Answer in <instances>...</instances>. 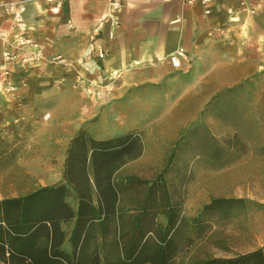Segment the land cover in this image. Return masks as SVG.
Returning <instances> with one entry per match:
<instances>
[{
    "label": "crops",
    "instance_id": "1",
    "mask_svg": "<svg viewBox=\"0 0 264 264\" xmlns=\"http://www.w3.org/2000/svg\"><path fill=\"white\" fill-rule=\"evenodd\" d=\"M11 3L23 8L28 34L39 42L45 60L32 67L10 66L8 74L0 73V132L35 112L30 102L40 92L36 85L27 89L31 77L60 72L65 77V108L57 110L64 112L61 126L66 134L57 163L43 170L35 160L30 169L35 176L40 173L35 187L0 199L63 183L65 150L79 129L95 139L138 133L141 153L125 161L114 178L123 182L133 178L134 183L127 185L133 199L150 192L156 200L170 197L168 181L175 176L186 181L200 172V164L187 163L189 150L209 149L204 156L209 166L219 163L218 151L227 158L226 139L234 130L218 136L212 126L218 117L228 116L225 109L234 94L244 100L264 98V0H210L209 13L199 1L186 0H119L118 8L110 0H0V31L13 25L12 15L4 11ZM95 27L102 58L87 48L88 34ZM2 46L0 42V63ZM179 47L186 59L173 68L169 56ZM53 56L58 57L46 61ZM251 83L257 86L254 90L241 88ZM9 84L16 86V93ZM14 147L15 143L0 140V149ZM196 153L201 156V151ZM18 159L3 152L0 172L8 171ZM67 202L77 208L74 193ZM153 202L154 220L163 215V227L168 206ZM71 226H66L65 250L70 249Z\"/></svg>",
    "mask_w": 264,
    "mask_h": 264
},
{
    "label": "trees",
    "instance_id": "2",
    "mask_svg": "<svg viewBox=\"0 0 264 264\" xmlns=\"http://www.w3.org/2000/svg\"><path fill=\"white\" fill-rule=\"evenodd\" d=\"M141 150L136 132L95 139L79 129L65 150L63 183L0 199V264H175L176 233L187 218L167 199L166 224L159 226L151 192L131 199L127 185L133 178H114ZM3 152L15 156L13 148L0 149V157ZM72 193L76 209L67 202ZM213 203H206L192 222ZM69 223L70 249L65 250ZM187 264H264V248Z\"/></svg>",
    "mask_w": 264,
    "mask_h": 264
},
{
    "label": "rangeland",
    "instance_id": "3",
    "mask_svg": "<svg viewBox=\"0 0 264 264\" xmlns=\"http://www.w3.org/2000/svg\"><path fill=\"white\" fill-rule=\"evenodd\" d=\"M56 73L59 75L31 77L27 89L33 90L36 85V91L40 92V97L30 102L35 112L11 124L10 130L0 132V140L15 143V157L19 158L8 171L0 172V195L17 194L35 187L40 176L30 170L37 164L35 160L47 170L61 156V142L66 133L65 127L61 126L64 112L57 109L65 108L66 85L64 73ZM241 86L246 90L257 87L252 83ZM8 87L16 93V86L9 84ZM225 111L228 116L218 117L212 128L217 129L214 132L218 136L226 129L234 130L233 136L226 139L227 158L223 150L222 155L218 151L219 163L209 166L204 163L205 152L209 149L189 150L187 163L200 164V172H193L186 181L173 177L167 184L170 197L153 198L155 202L165 204L169 199L179 214L187 218L176 233L175 264L209 257H231L264 244V98L244 100L241 94H234ZM227 135L231 134L228 132ZM218 142L221 144V138ZM198 151L201 156L196 153ZM226 160L227 165L224 164ZM19 161H25L26 165H20ZM212 201L213 205L196 220V224L192 222L189 215L196 216L201 207ZM183 209L185 212L181 213ZM156 223L162 227L164 216L157 214Z\"/></svg>",
    "mask_w": 264,
    "mask_h": 264
},
{
    "label": "built area",
    "instance_id": "4",
    "mask_svg": "<svg viewBox=\"0 0 264 264\" xmlns=\"http://www.w3.org/2000/svg\"><path fill=\"white\" fill-rule=\"evenodd\" d=\"M52 2L53 0H46ZM187 2L199 1L204 7V12L209 13L207 7L210 0H186ZM59 5V2H56ZM113 8L119 7V0H110ZM4 11L12 15L13 25L8 31H0V42L2 46V62L0 63V73L8 74L10 66L22 65L32 66L40 60H44L43 50L37 40L28 34V27L22 15L23 8L14 3L4 6ZM69 27H72L69 23ZM88 52L96 53L97 57L104 56L103 46L97 41V27L88 34ZM57 56L49 57L55 60ZM181 59H186V52L182 47L177 48L169 56L170 64L173 68H179Z\"/></svg>",
    "mask_w": 264,
    "mask_h": 264
}]
</instances>
